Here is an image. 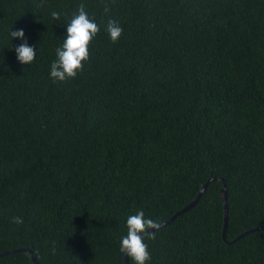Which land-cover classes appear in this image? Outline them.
I'll use <instances>...</instances> for the list:
<instances>
[{"label":"trees","instance_id":"16d2710c","mask_svg":"<svg viewBox=\"0 0 264 264\" xmlns=\"http://www.w3.org/2000/svg\"><path fill=\"white\" fill-rule=\"evenodd\" d=\"M81 4L100 31L83 70L53 82ZM209 178L145 236L147 264H264V229L236 239L264 226V0H0V253L124 264L127 217L161 223Z\"/></svg>","mask_w":264,"mask_h":264},{"label":"clouds","instance_id":"9594fccd","mask_svg":"<svg viewBox=\"0 0 264 264\" xmlns=\"http://www.w3.org/2000/svg\"><path fill=\"white\" fill-rule=\"evenodd\" d=\"M109 11V5H105L104 12ZM51 19L59 21L61 15L57 11L50 13ZM106 32L112 42L118 41L123 33V28L114 20L109 19L106 25ZM99 25L91 18L85 10V5L81 4L76 13L66 26V37L60 47L55 49L56 59L50 66V78L53 82H63L66 79H73L83 70L84 62L90 57L89 45L99 33ZM10 37L19 38L23 43L17 46L14 51L16 59L20 64H31L35 58L34 49L25 40L22 29L10 32ZM12 222L22 224L21 217H12ZM160 228L158 221L146 218L144 211H137L129 215L126 220L127 233L120 239L119 251L126 255L133 264H147L151 259L148 245L144 242L145 236L154 240L155 233ZM153 231H148V230Z\"/></svg>","mask_w":264,"mask_h":264},{"label":"water","instance_id":"95a60500","mask_svg":"<svg viewBox=\"0 0 264 264\" xmlns=\"http://www.w3.org/2000/svg\"><path fill=\"white\" fill-rule=\"evenodd\" d=\"M215 178H209L208 180H206V182L201 186L197 196L189 203L187 204L185 207H183L180 211L176 212L174 215H172L170 218L166 219L165 221L159 223L160 224V227L169 223L170 221H172V219H174L175 216H177L178 214H181L183 212H185L186 210L190 209L198 200L200 194L203 192V190L205 189L207 183L211 180H214ZM222 180V179H221ZM222 187L220 188V195H221V199H222V204H223V211H224V227H223V230H222V238L223 240H225V234H224V231H225V226H226V216H227V206H226V190H225V183H224V180H222ZM260 229H264V226H258L254 229H251L249 231H245L243 233H241L240 235H238L236 237V239H239L240 237H242L243 235H246L247 233H250V232H253V231H256V230H260ZM148 231H152L151 229L148 230ZM17 251H25L29 254L30 258H31V261L33 262V264H38V262L36 261V259L33 257L32 253L27 250V249H17V250H11V251H8V252H5V253H0V256L2 255H5L7 253H13V252H17ZM124 264H128V258L127 256L125 255L124 256Z\"/></svg>","mask_w":264,"mask_h":264}]
</instances>
